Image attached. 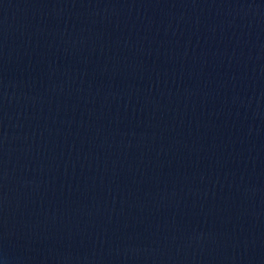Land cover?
<instances>
[{"label":"water","instance_id":"95a60500","mask_svg":"<svg viewBox=\"0 0 264 264\" xmlns=\"http://www.w3.org/2000/svg\"><path fill=\"white\" fill-rule=\"evenodd\" d=\"M0 264H264V0H0Z\"/></svg>","mask_w":264,"mask_h":264}]
</instances>
